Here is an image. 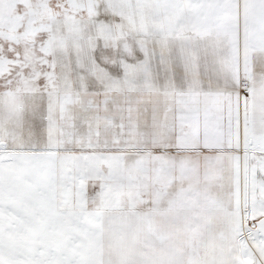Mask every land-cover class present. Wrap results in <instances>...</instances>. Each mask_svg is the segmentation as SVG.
Listing matches in <instances>:
<instances>
[{
  "label": "snow or ice",
  "instance_id": "obj_1",
  "mask_svg": "<svg viewBox=\"0 0 264 264\" xmlns=\"http://www.w3.org/2000/svg\"><path fill=\"white\" fill-rule=\"evenodd\" d=\"M0 264H264V0H0Z\"/></svg>",
  "mask_w": 264,
  "mask_h": 264
}]
</instances>
